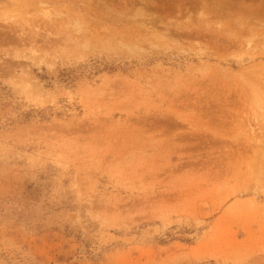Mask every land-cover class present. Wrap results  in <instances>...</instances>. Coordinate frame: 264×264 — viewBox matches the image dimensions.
Wrapping results in <instances>:
<instances>
[{
    "label": "rangeland",
    "instance_id": "1",
    "mask_svg": "<svg viewBox=\"0 0 264 264\" xmlns=\"http://www.w3.org/2000/svg\"><path fill=\"white\" fill-rule=\"evenodd\" d=\"M262 87L264 0H0V264H264Z\"/></svg>",
    "mask_w": 264,
    "mask_h": 264
},
{
    "label": "bare ground",
    "instance_id": "2",
    "mask_svg": "<svg viewBox=\"0 0 264 264\" xmlns=\"http://www.w3.org/2000/svg\"><path fill=\"white\" fill-rule=\"evenodd\" d=\"M262 88H264V87H262ZM255 112V111H254Z\"/></svg>",
    "mask_w": 264,
    "mask_h": 264
}]
</instances>
